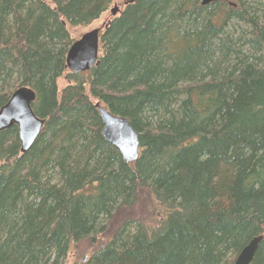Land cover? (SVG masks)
<instances>
[{
    "label": "trees",
    "instance_id": "trees-1",
    "mask_svg": "<svg viewBox=\"0 0 264 264\" xmlns=\"http://www.w3.org/2000/svg\"><path fill=\"white\" fill-rule=\"evenodd\" d=\"M119 1L0 0V108L30 87L46 120L25 154L0 133V264H65L97 235L73 264H233L257 236L264 264V0H125L69 71V28ZM97 103L138 132L136 162Z\"/></svg>",
    "mask_w": 264,
    "mask_h": 264
},
{
    "label": "water",
    "instance_id": "water-1",
    "mask_svg": "<svg viewBox=\"0 0 264 264\" xmlns=\"http://www.w3.org/2000/svg\"><path fill=\"white\" fill-rule=\"evenodd\" d=\"M210 1L212 0H204L203 3ZM110 12L112 17H116L120 13V8L115 4ZM104 29L105 27L92 29L72 44L66 57L69 71L78 74L90 71L95 66ZM36 99L37 94L32 88L22 86L17 88L8 102L0 108V133L17 126L22 154L27 153L32 147L46 123L44 118L34 112L33 104ZM96 106L103 122L102 134L105 140L119 150L125 162H136L140 155L138 132L126 118L115 116L100 103ZM262 239V236L253 238L242 249L233 264H251Z\"/></svg>",
    "mask_w": 264,
    "mask_h": 264
},
{
    "label": "rangeland",
    "instance_id": "rangeland-1",
    "mask_svg": "<svg viewBox=\"0 0 264 264\" xmlns=\"http://www.w3.org/2000/svg\"><path fill=\"white\" fill-rule=\"evenodd\" d=\"M125 2H126L125 0H121L118 3H116L120 8V10L121 8H123L121 4H124ZM113 7L114 4L109 8L107 12L102 14V16L98 20L94 21L90 25L69 28L72 36L76 38H80L84 33L91 31L92 29L106 27L109 20L113 18L110 12V10ZM69 84H72V81L69 80V78L66 75L58 79V86L60 90H62ZM136 210H137L136 213H138L140 211L139 207L136 208ZM104 237L105 236L97 235L95 237H91L89 239L84 240V242L81 243V245H79L77 248H73L70 251V253L68 254L65 260V264H73L75 261L85 259L88 255L92 254L100 244L104 243L107 240L106 238L104 239Z\"/></svg>",
    "mask_w": 264,
    "mask_h": 264
}]
</instances>
